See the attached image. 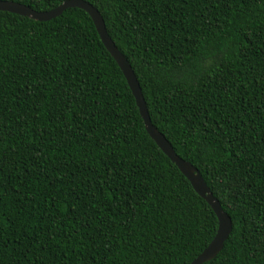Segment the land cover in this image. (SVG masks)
I'll return each instance as SVG.
<instances>
[{"label":"trees","instance_id":"trees-1","mask_svg":"<svg viewBox=\"0 0 264 264\" xmlns=\"http://www.w3.org/2000/svg\"><path fill=\"white\" fill-rule=\"evenodd\" d=\"M85 1L233 221L205 264H264V0ZM218 228L90 14L0 10V264H191Z\"/></svg>","mask_w":264,"mask_h":264},{"label":"water","instance_id":"water-1","mask_svg":"<svg viewBox=\"0 0 264 264\" xmlns=\"http://www.w3.org/2000/svg\"><path fill=\"white\" fill-rule=\"evenodd\" d=\"M70 8H81L90 14L103 43L119 64L128 81V84L136 98L137 105L140 109L148 133L163 150V152L171 159V161L175 163L189 179L198 194L205 199L215 211L219 219L217 234L210 245L191 264H205L215 259L223 250L226 241L229 239L233 231V221L229 214L223 210L221 203L214 196L200 171L191 162H188L180 157L167 138L153 125L140 82L137 79L129 60L123 53L120 52L108 34L105 21L99 10L85 0H66L63 4L47 12H38L19 2L0 0L1 11L19 14L38 21H50L61 16Z\"/></svg>","mask_w":264,"mask_h":264}]
</instances>
